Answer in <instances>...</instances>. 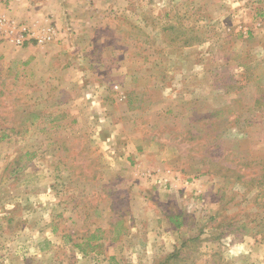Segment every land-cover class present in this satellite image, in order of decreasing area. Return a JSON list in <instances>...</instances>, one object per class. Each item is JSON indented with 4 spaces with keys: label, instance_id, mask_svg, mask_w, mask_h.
<instances>
[{
    "label": "rangeland",
    "instance_id": "rangeland-1",
    "mask_svg": "<svg viewBox=\"0 0 264 264\" xmlns=\"http://www.w3.org/2000/svg\"><path fill=\"white\" fill-rule=\"evenodd\" d=\"M133 1L0 38V264H264V206L211 166L264 155V0Z\"/></svg>",
    "mask_w": 264,
    "mask_h": 264
},
{
    "label": "crops",
    "instance_id": "crops-1",
    "mask_svg": "<svg viewBox=\"0 0 264 264\" xmlns=\"http://www.w3.org/2000/svg\"><path fill=\"white\" fill-rule=\"evenodd\" d=\"M133 0H0V15L34 31L48 26V17L62 29L86 28L105 20L104 15L123 10ZM101 16V17H100ZM104 238L98 240L103 241ZM95 244V243H94ZM101 244V243H100ZM102 245V244H101Z\"/></svg>",
    "mask_w": 264,
    "mask_h": 264
},
{
    "label": "trees",
    "instance_id": "trees-1",
    "mask_svg": "<svg viewBox=\"0 0 264 264\" xmlns=\"http://www.w3.org/2000/svg\"><path fill=\"white\" fill-rule=\"evenodd\" d=\"M255 104H262L264 105V97L260 96L254 101ZM242 130V129H241ZM204 131V130H203ZM5 135L1 136V139L4 138ZM220 138L219 134H215L214 136H209L208 134L206 135L205 141L210 140L211 142L217 141ZM204 147V145H203ZM205 148V147H204ZM222 151V150H221ZM208 152V151H207ZM206 152V153H207ZM239 153H243L245 155L240 156L239 158L236 157L238 153H226V155L221 158V154H219V159L223 160L222 162H212L211 166L213 168H217V171L213 174V171L211 168H207L200 172L197 176H202V175H207V174H213L215 176H220L227 180L228 183V188L234 189L237 191L241 190L242 188H247L249 187L251 190L255 192L256 197H255V204L257 206H264V155L259 156V155H253V157H250L248 159L247 156H249L248 151H242ZM228 155H232L236 157L235 159H228ZM259 156V157H257ZM208 158V157H207ZM206 157H202L201 160H206ZM209 160H213V157L208 158ZM200 160V161H201ZM229 161V165H227L225 162ZM199 170V169H198ZM236 194V193H234ZM235 195H232L230 200H233ZM118 217L116 219V223L120 224L122 222V216L120 213L117 214ZM261 224L258 225L259 229L257 230L256 233H264V218L261 219ZM116 225V224H115ZM85 228V231L83 234H87L86 236V242L84 245H87L89 248H94L95 244L91 241H94L96 238L97 240L102 239V237L96 235L97 232H104V229L102 228H94L93 231L91 232L89 228H87L86 225L83 224L82 228ZM244 227V226H243ZM246 230L247 228L244 227ZM81 230V229H80ZM254 230V229H252ZM79 232V231H78ZM77 234V230L69 231L67 234H65V238L69 241H73L75 239V235ZM87 243V244H86ZM83 245V244H82ZM81 244L74 243V246L77 248H80L82 246ZM180 255V250L176 248L174 251H172L170 254L165 255L163 258H161L157 264H171L172 261L178 259ZM217 254L215 253L213 255V264H218L219 259L215 260Z\"/></svg>",
    "mask_w": 264,
    "mask_h": 264
},
{
    "label": "built area",
    "instance_id": "built-area-1",
    "mask_svg": "<svg viewBox=\"0 0 264 264\" xmlns=\"http://www.w3.org/2000/svg\"><path fill=\"white\" fill-rule=\"evenodd\" d=\"M57 31L48 25L40 31H34L22 25H17L0 15V38L10 41L15 46H24L26 43L35 42L44 44L54 41Z\"/></svg>",
    "mask_w": 264,
    "mask_h": 264
}]
</instances>
